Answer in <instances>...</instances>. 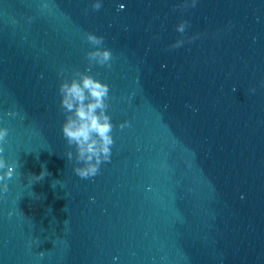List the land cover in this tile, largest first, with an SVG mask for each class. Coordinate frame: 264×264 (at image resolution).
<instances>
[{
    "label": "water",
    "instance_id": "95a60500",
    "mask_svg": "<svg viewBox=\"0 0 264 264\" xmlns=\"http://www.w3.org/2000/svg\"><path fill=\"white\" fill-rule=\"evenodd\" d=\"M96 2L0 0V264H264V0ZM77 71L110 88L87 179L62 132Z\"/></svg>",
    "mask_w": 264,
    "mask_h": 264
},
{
    "label": "clouds",
    "instance_id": "9594fccd",
    "mask_svg": "<svg viewBox=\"0 0 264 264\" xmlns=\"http://www.w3.org/2000/svg\"><path fill=\"white\" fill-rule=\"evenodd\" d=\"M101 7L100 0L92 5L95 11H99ZM120 8L123 9V5ZM187 26L188 21H182L177 25V31L183 34ZM104 39L103 36H98L95 33H86V40L94 49L87 53V59L90 65L111 68L114 57L110 49L101 47L104 44ZM189 39H195V37ZM183 43V40H178L171 47L177 48ZM90 71L91 68L88 69V72ZM88 72L77 71L70 80L65 77L59 87L62 97L61 107L66 113V120L62 126L63 136L69 146L74 145L76 148L75 159L82 166L76 167L74 171L84 179L97 175L101 164L110 161L111 146L114 143L113 124L107 113L109 85L94 78ZM7 115L15 117L17 113L9 112ZM120 127H125V124H121ZM8 134L7 127L0 128V182L3 183L5 192L8 191V181L12 179L16 171V164L14 162L10 164L3 156ZM67 158L69 160L73 158L72 151L67 152ZM5 169L6 171H2ZM46 174V170H44L40 175L34 177L40 181Z\"/></svg>",
    "mask_w": 264,
    "mask_h": 264
}]
</instances>
